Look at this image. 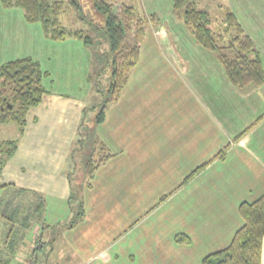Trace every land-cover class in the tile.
<instances>
[{
  "label": "crops",
  "instance_id": "0c3cea01",
  "mask_svg": "<svg viewBox=\"0 0 264 264\" xmlns=\"http://www.w3.org/2000/svg\"><path fill=\"white\" fill-rule=\"evenodd\" d=\"M242 1L253 33L244 29L264 63V0ZM9 37L15 38V31L4 38ZM40 38L60 50L53 55L52 67L35 59L65 85L54 87L51 75L47 79L49 92L29 111L17 151L1 174L2 182L46 198V226L34 230L40 235L36 264H201L205 255L227 246L243 223L239 204L264 192V112L252 121L255 127L244 131L251 122L246 111L261 107L264 84L237 87L223 70L219 82L201 58H176L182 55L178 52L168 55L169 65L159 70L176 77L163 78L158 72V93L149 98L145 89L132 87L130 79L119 100L108 105L102 122L95 121L96 114L87 121V96L99 90L97 100L91 99L98 111L101 90L71 76L80 65L85 72L91 70L90 47L74 37L51 40L44 31ZM1 46L0 55L13 54L5 43ZM88 133L90 142H102L112 156L83 192L84 217L69 226L74 215L70 178L79 141ZM226 144L230 147L222 159L218 152ZM204 164V170L186 181ZM161 165L163 171L158 172ZM182 233L190 243L176 240Z\"/></svg>",
  "mask_w": 264,
  "mask_h": 264
},
{
  "label": "trees",
  "instance_id": "16d2710c",
  "mask_svg": "<svg viewBox=\"0 0 264 264\" xmlns=\"http://www.w3.org/2000/svg\"><path fill=\"white\" fill-rule=\"evenodd\" d=\"M91 1L105 17L104 28L110 42V52L103 55L111 70L112 79L108 95L101 100L95 116V121L99 123L105 119L108 105L119 100L122 90L128 83L131 70L139 61L140 42L145 37L146 19L138 16L136 9L125 3L117 5L108 0ZM1 2L7 8H22L25 19L29 23L40 22L45 35L51 40L61 41L74 37L82 40L88 47L94 45V39L87 31L67 28L60 21V15L69 9L75 10L77 16H80L82 4L79 0H1ZM173 8L194 32L197 41L216 53L233 85L243 88L264 84L262 57L256 50L252 36L245 31L233 9L226 10L222 25L214 30L210 15L197 6V0H173ZM117 11L128 15L127 20L130 22H136L137 39L134 43L128 40L129 25ZM50 75L40 61L32 56L14 58L0 64V123H13L17 126L18 132L14 138L0 142V264L16 263L22 242L28 246L32 264H36L35 253L40 246L38 243L40 235L34 233V228L41 230L46 226V198L35 190L2 182L1 174L8 160L17 151L20 137L27 126L29 111L39 105L49 92L45 81ZM91 136L92 134L88 133L84 137H87L85 140L79 141L80 148L85 146L89 139L91 153L85 158L80 185L75 186L74 179L72 176L70 178L69 204L74 215L67 223L69 226L84 217L83 192L92 187L96 171L112 156L102 142L99 144L96 140L90 142ZM85 141L86 143L81 144ZM226 151L227 146L222 149L220 158L225 157ZM205 166L204 164L198 167L186 177V181ZM238 212L243 223L236 230L230 243L205 255L201 264H263L264 192L253 200L242 201ZM176 240L180 243L191 242L190 237L183 233L179 234ZM33 249L34 252L31 253L30 250Z\"/></svg>",
  "mask_w": 264,
  "mask_h": 264
},
{
  "label": "rangeland",
  "instance_id": "374dc122",
  "mask_svg": "<svg viewBox=\"0 0 264 264\" xmlns=\"http://www.w3.org/2000/svg\"><path fill=\"white\" fill-rule=\"evenodd\" d=\"M82 4V10L80 11V16H77L75 10L69 9L63 12L60 15L61 23L71 29H84L89 34L92 35L94 39V45L90 47L91 53L94 56V60L92 62V67L89 72H85V69L79 66V68L73 69L72 76L77 83H83L84 81H88L95 89L101 90V100L107 96V91L109 89V84L111 82V70L106 64V59L103 54L110 52V42L108 38V34L105 30V17L104 15L98 11L91 0H79ZM110 2L116 3L119 5L120 3H125L126 5H131L134 7L142 18L146 19L145 21V37L140 42L141 52L139 56V61L137 65L132 69L134 70L133 76L129 78L131 79V85L138 86L142 89H145L148 97L155 95L159 92L161 79L159 75L163 78L167 77H176L174 73L170 70L168 71H159L163 67H167L169 65L170 59H168V55H173L175 53L176 58H183L185 55H195L201 58V63L207 65L209 68L207 70H212L211 76H213L214 80L220 82L222 78L221 71L226 72L224 66L217 58L215 52L205 48L202 46L195 37L194 32L185 24L182 18L178 15L177 11L173 8V0H108ZM244 5L242 0H197V6L200 9H203L208 12L210 18L212 20V27L214 30H217L222 25V20L224 18V14L226 10L233 9L242 23L244 28L253 33L251 30L252 19L249 13L246 12V9L242 8ZM240 7V8H239ZM241 9L240 10H238ZM251 8V7H249ZM237 10V11H236ZM250 11V9H249ZM120 17H122L126 23L129 25L130 29L128 30V40L131 43H134L137 39L136 31L137 24L135 21H129L128 15H124L122 12L117 11ZM81 17V19H80ZM11 27H14V30H10ZM3 28V30H2ZM163 28V29H162ZM3 31V33H2ZM15 31V38L9 37V40L5 39L6 35H9L10 32ZM163 31V34L161 33ZM43 32V27L40 22L29 23L25 19L24 10L20 7L7 8L3 5L0 0V46L5 43V47H10L14 52L13 54H5L0 55V64L3 62L10 60V57H23V56H32L44 61V67H52L55 62V53L57 54L60 50L59 45H49L50 41L42 42L41 34ZM19 35V37H18ZM168 38H166V36ZM176 40L175 48L173 44V38ZM171 41H170V40ZM172 42L170 44L169 42ZM48 43V44H47ZM61 44V43H59ZM2 48V46H1ZM3 54V53H2ZM157 55L164 56L163 58L157 59ZM52 57V60L51 58ZM165 58V60H164ZM5 59V60H3ZM180 65L184 64L183 61H178ZM76 65V64H75ZM170 69V67H168ZM136 69L138 70L136 72ZM131 70V71H132ZM150 71H153L150 73ZM157 71V72H155ZM88 73V76L85 74ZM227 74V73H226ZM87 78H90L87 80ZM50 80V77L48 78ZM51 79L55 80L54 84L52 82V86L57 87L58 85H65L64 81L61 82V77L57 74L52 75ZM85 79V80H84ZM230 80V79H229ZM47 81V79H46ZM45 81V82H46ZM232 83V82H231ZM99 91V90H98ZM96 92L91 96L88 95L89 99V109L87 113L88 120L95 116L97 110L93 108L94 102L93 100H97L99 92ZM260 95H262L260 93ZM93 99V100H91ZM100 100V101H101ZM92 101V102H91ZM261 107L257 108V110L253 112L246 111V121H257L258 118L264 112V96H262V100L259 101ZM251 109V108H250ZM254 121V122H255ZM245 123L244 131L248 132L251 128L255 127L256 123L254 122ZM254 123V124H253ZM253 124V125H252ZM252 125V126H251ZM17 126L13 123H0V142L3 140L12 139L16 136ZM87 138V137H86ZM89 141V139H88ZM88 141L85 146H78V154L76 156V166L74 168V185H80L82 181V173H83V165L86 161L85 158L89 156L91 153V144H88ZM256 141L255 136H252L250 139V146H254ZM231 144V141H230ZM228 146V144H226ZM225 145L223 146L226 147ZM230 146L227 147V149ZM98 148V147H97ZM221 148V151L222 149ZM226 150V149H225ZM221 151L218 152V157H220ZM227 152V151H226ZM79 155V156H78ZM84 157V158H83ZM99 155H97V158ZM162 163V161H161ZM199 165L198 167H200ZM164 165L159 167L158 172L163 171ZM197 167V168H198ZM196 168V169H197ZM195 169V170H196ZM193 170V171H195ZM204 170V167L199 171ZM192 171V172H193ZM165 172V169H164ZM168 172V171H167ZM165 172V173H167ZM191 172V173H192ZM190 173V174H191ZM188 174L187 176H189ZM198 174V173H197ZM196 174V175H197ZM196 175L189 179H193ZM162 176V174L160 175ZM187 179V180H189ZM151 185H149L150 187ZM176 191V190H172ZM36 227L34 228V230ZM35 234L37 232L35 231ZM32 236V235H31ZM30 236V240L33 237ZM21 247L18 250L19 254L22 253V256L25 258H30V252H28V246L23 242L20 244ZM22 258V257H21Z\"/></svg>",
  "mask_w": 264,
  "mask_h": 264
},
{
  "label": "built area",
  "instance_id": "2783aa9c",
  "mask_svg": "<svg viewBox=\"0 0 264 264\" xmlns=\"http://www.w3.org/2000/svg\"><path fill=\"white\" fill-rule=\"evenodd\" d=\"M29 259L28 258H25L24 256H22L20 254H18L17 257H16V263L15 262H12V263H9V264H17V262H22L23 264H32L33 263V260H29Z\"/></svg>",
  "mask_w": 264,
  "mask_h": 264
}]
</instances>
